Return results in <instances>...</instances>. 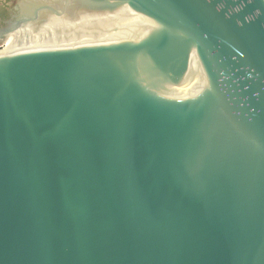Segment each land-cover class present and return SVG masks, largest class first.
Segmentation results:
<instances>
[{"label": "water", "instance_id": "obj_1", "mask_svg": "<svg viewBox=\"0 0 264 264\" xmlns=\"http://www.w3.org/2000/svg\"><path fill=\"white\" fill-rule=\"evenodd\" d=\"M28 1L140 28L0 54V264H264V0Z\"/></svg>", "mask_w": 264, "mask_h": 264}, {"label": "bare ground", "instance_id": "obj_2", "mask_svg": "<svg viewBox=\"0 0 264 264\" xmlns=\"http://www.w3.org/2000/svg\"><path fill=\"white\" fill-rule=\"evenodd\" d=\"M31 2L35 0L28 1ZM103 19L102 17L84 18L77 23L55 21L47 24L36 34L29 30H18L1 45L0 54L20 50L35 51L54 47L68 48L80 44L108 43L128 35L131 29L140 28L139 18L127 8L114 15L110 22L99 25Z\"/></svg>", "mask_w": 264, "mask_h": 264}, {"label": "flooded vegetation", "instance_id": "obj_3", "mask_svg": "<svg viewBox=\"0 0 264 264\" xmlns=\"http://www.w3.org/2000/svg\"><path fill=\"white\" fill-rule=\"evenodd\" d=\"M17 0H0V27L3 23L10 20L15 13Z\"/></svg>", "mask_w": 264, "mask_h": 264}, {"label": "rangeland", "instance_id": "obj_4", "mask_svg": "<svg viewBox=\"0 0 264 264\" xmlns=\"http://www.w3.org/2000/svg\"><path fill=\"white\" fill-rule=\"evenodd\" d=\"M1 45H2V44L0 43V50H2Z\"/></svg>", "mask_w": 264, "mask_h": 264}, {"label": "clouds", "instance_id": "obj_5", "mask_svg": "<svg viewBox=\"0 0 264 264\" xmlns=\"http://www.w3.org/2000/svg\"><path fill=\"white\" fill-rule=\"evenodd\" d=\"M1 48H2V46H1Z\"/></svg>", "mask_w": 264, "mask_h": 264}]
</instances>
